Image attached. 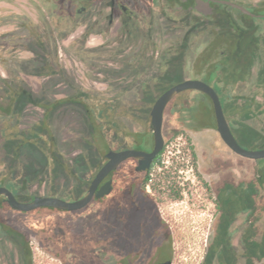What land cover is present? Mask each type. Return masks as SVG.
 I'll list each match as a JSON object with an SVG mask.
<instances>
[{
    "label": "flooded vegetation",
    "instance_id": "af4514ba",
    "mask_svg": "<svg viewBox=\"0 0 264 264\" xmlns=\"http://www.w3.org/2000/svg\"><path fill=\"white\" fill-rule=\"evenodd\" d=\"M19 1L0 0L2 63L16 67L20 50L26 49L30 57L23 68L49 77V31L38 23L51 20L73 24L82 48L92 49L97 67L123 63L126 80L117 94L97 91L72 95L77 101L84 95L86 100L97 103V111L104 108L107 112L114 107L110 103L123 100L126 125L121 124L126 129V140L135 141L132 146L113 148L111 141L123 138L115 136L111 121L93 159L92 178L108 160L110 150H152L150 109L160 94L185 79H199L214 88L238 143L242 134L264 133L251 124L260 116L264 119V32L248 28L249 41L231 26L234 23L245 29L240 22L243 15L264 17V1L248 5L229 0L252 14L217 0H21L22 8ZM221 8L228 10L224 16L229 25L211 30L212 20H222ZM195 38H201L202 44L196 54ZM93 43L96 45H89ZM101 52L105 55L99 56ZM228 71L234 79L224 77ZM118 81L113 79L110 85ZM0 82L10 85L6 96L16 91L7 79L0 78ZM227 84L230 87L226 88ZM188 99L201 108L195 114L187 111ZM128 123L137 128H129ZM162 133L163 147L148 168L137 170L138 159L129 157L99 182L97 189L110 180L111 190L100 197L107 201L108 246H95L96 250L101 248L97 258L102 264H173L161 205L170 197L180 198L186 189H195L196 181L215 206L204 264H264V169L255 159L237 154L223 141L211 96L193 88L174 94L164 108ZM176 138L182 140L181 147L168 165L167 148ZM57 230L71 240L68 246L77 256L94 255L83 249L78 237L60 226ZM57 233L53 230L47 235L51 248L36 243L63 263L67 245L56 242Z\"/></svg>",
    "mask_w": 264,
    "mask_h": 264
},
{
    "label": "rangeland",
    "instance_id": "374dc122",
    "mask_svg": "<svg viewBox=\"0 0 264 264\" xmlns=\"http://www.w3.org/2000/svg\"><path fill=\"white\" fill-rule=\"evenodd\" d=\"M239 1L251 5L254 1L264 0ZM19 5L22 8L21 2ZM248 8L256 11L250 6ZM219 12L223 15L222 20L217 22L212 20L211 30L218 25L226 29L229 25L224 16L228 10L221 8ZM240 22L244 24L245 29L234 23L231 26L238 34H244L242 36L249 41L251 39L246 32L248 28L255 32H264V17L253 18L243 15ZM38 24L41 29L45 27V30L49 31L46 36L52 69L49 77L37 76L34 70L23 68L30 57L26 49L20 50L16 67H11L13 64L10 63H2L0 59V78L7 79L16 90L13 91L14 98L7 104L5 91L10 85L0 82V126L3 122L7 124V140L3 146L0 134V186L10 188L22 202L30 201L36 196H57L73 201L85 193L92 179L93 159L96 151L102 147L104 129L113 121L114 131L125 133L126 129L121 122L124 125L126 122L122 117L124 114L122 104L125 103L123 100L110 103L117 112L111 110L110 119L103 118L99 122L92 118L90 109L87 111L89 104L96 109L97 103L86 100L84 95L81 101H77L72 95L97 91L117 94L126 77L123 63L99 64L97 67L92 60L94 58L92 49L82 48L79 32L72 23L51 20ZM24 40L26 41V37ZM195 41L196 54L202 44L201 38H195ZM2 55L0 52V56ZM98 55L105 54L101 52ZM172 77L175 79L177 75ZM113 79L119 81L118 84L111 86ZM25 92L37 102L32 101ZM143 104L147 106L150 103ZM145 108L143 107V110ZM149 108L150 106L148 110ZM199 108L193 100L188 99L189 114H195ZM263 120L260 116L258 121L251 124L256 129L264 131ZM127 125L131 129L137 128L135 124ZM179 141L182 142L176 138L169 143L167 148L169 152L166 153L170 156L168 165L177 155V149L181 147ZM239 143L246 149H264V133L242 134ZM111 144L113 148L118 149L132 146L135 141L123 138L117 142L111 141ZM255 161L264 169V158ZM157 166L158 164L154 167L155 171H158ZM6 178L9 179L8 183L5 181ZM35 178L36 180L31 182ZM29 182L31 183L28 185ZM194 183L195 189H186L180 194V198L170 197L161 205L162 220L166 225L165 236L169 238L173 252V264H200L206 251L215 206L212 197L206 195L196 185V181ZM106 204V199L95 198L82 211L46 209L24 212L11 208L0 209V264H64L47 254L36 243L43 242L46 248H51L50 241H43L40 236L34 235L28 229L35 224L36 219L47 214L56 225L54 233L58 232V226L64 228L65 232L78 237L83 246L91 248L88 254H94L89 258H80L70 246H65L66 264H102L101 259L96 256L101 248L96 250L95 246L100 244H103L104 248L108 246L106 242L108 212L104 208ZM50 218L48 217L46 221L50 222Z\"/></svg>",
    "mask_w": 264,
    "mask_h": 264
},
{
    "label": "water",
    "instance_id": "95a60500",
    "mask_svg": "<svg viewBox=\"0 0 264 264\" xmlns=\"http://www.w3.org/2000/svg\"><path fill=\"white\" fill-rule=\"evenodd\" d=\"M230 4L239 8L241 11L247 14H252L247 8L242 5L236 4L229 0H217ZM197 89L211 96L214 105L215 116L217 121V129L223 139V141L237 154L250 158L259 159L264 158V149L251 150L242 147L234 135L232 134L228 122L224 116L218 94L212 86L199 79H185L172 85L165 90L153 103L150 109L151 129L153 134V148L150 151L140 149H121L110 150L107 153L108 160L101 166L96 175L92 178L85 193L78 199L73 201H67L57 196H36L30 201H19L14 193L5 186H0V196L7 202L11 209L17 211L29 212L40 207H54L61 210H79L86 207L93 197L100 198L105 194H108L111 190V181L105 182L99 189L97 186L99 182L112 170L118 167V165L129 157L137 158L139 161L137 170H144L148 168L160 152L164 144V137L162 133L163 112L169 99L176 93L184 89ZM158 264H171V261L160 262Z\"/></svg>",
    "mask_w": 264,
    "mask_h": 264
},
{
    "label": "trees",
    "instance_id": "16d2710c",
    "mask_svg": "<svg viewBox=\"0 0 264 264\" xmlns=\"http://www.w3.org/2000/svg\"><path fill=\"white\" fill-rule=\"evenodd\" d=\"M229 73L226 74V76L224 75V77L226 78H231L234 79V76L231 74V71H228ZM233 73V72H232ZM223 76V75H220ZM230 87L228 84L226 85V88ZM26 93V92H25ZM27 94V93H26ZM28 95V94H27ZM14 98V94H12L11 96H7L5 98L6 103L8 104L12 99ZM34 102H37L35 99H31ZM89 109L91 110L92 113V118H94L95 121H101V119L103 118H108L110 119V112L111 110H114L115 112H117V110H115V108L110 109L109 112H107L106 109L104 108H99V110L97 111V108L94 109L92 108V106L89 104L88 105V109L87 111L89 112ZM115 117H117V115H115ZM0 134L2 136V142L1 145L3 146L7 140V124L5 122H3L0 126ZM104 136H106V133H103ZM115 136L117 138H126V133H122V132H117L115 131ZM120 140V139H119ZM118 140L115 139V142H117ZM4 150V149H3ZM5 151V150H4ZM93 174V173H92ZM36 178L34 180H32L31 182L35 181ZM5 181L8 183L9 179L6 178ZM29 182L28 185L31 183ZM10 189V188H9ZM11 190V189H10ZM12 191V190H11ZM13 192V191H12ZM14 193V192H13ZM15 195V194H14ZM89 205V204H88ZM87 205V206H88ZM86 206V207H87ZM86 207L79 209L78 211H82L84 210ZM5 208H10L9 205L7 204V202L4 201L3 197L0 196V209H5ZM48 208L46 207H40L37 208L35 210L29 211V212H35V211H41V210H46ZM52 211H60V210H56V209H52ZM48 214L46 216H42L39 219L35 220V224L30 226L28 229L34 234V235H38L40 236L41 239H43V241H49V238L47 237L48 233H51L54 229V223H53V219H51L50 222L46 221L48 219ZM55 238H56V242H58V244L60 246H63L64 244H66L67 246L69 245V243L71 242L70 239L65 238L62 232H58L57 234H55ZM42 246L45 247L44 243L42 242ZM84 250L90 249L89 246H82ZM64 264H66V262L64 261ZM200 264H204L203 260Z\"/></svg>",
    "mask_w": 264,
    "mask_h": 264
}]
</instances>
